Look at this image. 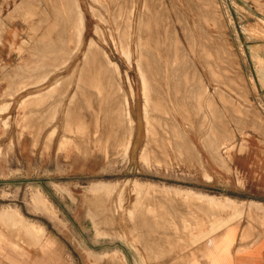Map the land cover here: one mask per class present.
<instances>
[{
	"label": "rangeland",
	"instance_id": "374dc122",
	"mask_svg": "<svg viewBox=\"0 0 264 264\" xmlns=\"http://www.w3.org/2000/svg\"><path fill=\"white\" fill-rule=\"evenodd\" d=\"M120 1L0 0V264H203L223 240L220 234L226 224L264 225V209L247 210L250 203L264 205V95L256 86L251 60L256 45L264 44V0ZM50 6L61 9L56 11L57 16L46 13ZM146 10L151 13L144 15ZM61 13L73 14L72 23L64 21V27ZM48 27L58 29L53 30L55 33L65 29L60 36L67 39L66 49L59 45L51 50L49 40L54 33L51 35ZM89 42L97 46L95 50L89 48L90 54L107 58L113 67L111 71L109 63L100 66L94 62L85 79L80 77V66ZM42 45L54 53L46 51V55ZM65 51L71 57H65ZM103 66L111 71L113 80L101 77ZM171 66L179 68L177 73L182 77L170 79V72H175L170 71ZM146 74H159L160 78L149 84L154 94H161V104L170 108L171 123L165 129L160 119L165 115L163 105L156 111L149 109L153 129L147 128L142 94ZM44 75L46 84L41 81ZM35 76L39 77L36 81ZM30 79L33 84H29ZM75 85L82 86L78 93H74ZM177 85L182 87L171 93ZM49 89L54 91L51 95ZM108 94L117 97L120 106L127 100L130 103L119 121L126 122L130 114L135 122L125 159L114 137L118 110L106 101ZM170 94L175 102L185 94L181 104L187 100L195 107L191 128L182 123V117L190 114L185 106L182 112L171 110L173 104L167 100ZM55 102H60L59 108H53ZM70 103L73 109L68 107ZM178 120L186 130V143L195 150L184 153L178 148L177 142L184 141L175 136L180 130ZM122 133H128L126 127ZM148 133L155 137L149 140L158 150L155 148L150 160L143 162L140 150ZM135 182L154 186L137 187ZM101 183L107 187L94 190V185ZM37 191L48 200L46 210L33 204L32 196ZM207 195L226 203L231 200L240 209L230 211L219 206L209 210L208 205L194 199ZM137 199L140 203L136 205ZM7 211L41 226L40 241L34 242L19 225L13 228L4 219ZM197 217L204 224L196 221ZM216 219V224L223 227L215 234L216 243L207 246L206 240L197 242L190 237L208 229ZM149 221L156 223L157 229Z\"/></svg>",
	"mask_w": 264,
	"mask_h": 264
},
{
	"label": "bare ground",
	"instance_id": "6f19581e",
	"mask_svg": "<svg viewBox=\"0 0 264 264\" xmlns=\"http://www.w3.org/2000/svg\"><path fill=\"white\" fill-rule=\"evenodd\" d=\"M26 1V0H25ZM27 1H29V0H27ZM109 1V0H108ZM111 1V0H110ZM117 1V0H116ZM122 1V0H121ZM120 1V2H121ZM128 1V0H127ZM134 1V0H133ZM204 1V0H203ZM259 1V0H258ZM34 2V1H33ZM113 2H114V0H113ZM130 2V1H129ZM132 2V1H131ZM135 2V1H134ZM146 2V1H145ZM189 2V1H188ZM61 3V2H60ZM70 3V2H69ZM117 3V2H116ZM122 3V2H121ZM124 3V2H123ZM133 3V2H132ZM187 3V2H186ZM209 3V2H208ZM212 3V2H211ZM210 3V4H211ZM21 4V3H20ZM53 4V3H52ZM127 4V3H126ZM181 4V3H180ZM200 4V3H199ZM17 5V4H16ZM78 5V4H77ZM114 5V4H113ZM153 5V4H152ZM201 5V4H200ZM209 5V4H208ZM121 6V5H120ZM123 6V5H122ZM143 6V5H142ZM147 6V5H146ZM145 6V7H146ZM151 6V5H150ZM193 7H194V5H192ZM69 7V6H68ZM67 7V8H68ZM124 7V6H123ZM130 7V6H129ZM136 7V6H135ZM148 7L149 6H147L146 8L148 9ZM199 7V6H198ZM55 8L56 7H52V6H50V7H48V11H46V13H54L55 15L56 14H58L57 12H59V10H61V9H59V10H57L59 7H57L56 8V10H55ZM126 8H128V7H126ZM132 8V7H131ZM134 8V7H133ZM206 8V7H205ZM15 9H17V8H15ZM70 9V8H69ZM123 9H125V8H123ZM156 9V8H155ZM170 9H173V8H170ZM184 9V8H183ZM111 10H112V8H111ZM134 10V9H133ZM143 10V9H142ZM203 10V9H202ZM57 11V12H56ZM68 11V10H67ZM129 11H131V9L129 10ZM140 11V10H139ZM144 11H145V9H144ZM147 11V10H146ZM43 12V11H42ZM41 12V13H42ZM61 12V11H60ZM113 12V11H112ZM123 12H124V10H123ZM132 12V11H131ZM150 12V11H149ZM148 11L147 12H143L144 13V15H145V13H149ZM175 12H177L176 10H175ZM188 12V11H187ZM207 12V11H206ZM40 13V14H41ZM151 13V12H150ZM156 13V12H155ZM203 13V12H202ZM180 14V13H179ZM61 15H62V13H61ZM61 15H59V18H58V20L60 19L61 20ZM63 15H64V13H63ZM62 15V16H63ZM69 15V14H68ZM66 16V15H64V18L62 19V21H58L59 23H60V25H61V22L63 23V25H64V21H66V23L68 24V22H71L72 23V19H73V17H75L73 14H71L70 13V16ZM148 15V14H147ZM156 15V14H155ZM154 15V16H155ZM181 15V14H180ZM204 15V14H203ZM57 16V15H56ZM197 16V15H196ZM54 17V16H53ZM144 17V16H143ZM147 17V16H146ZM145 17V18H146ZM152 17V16H151ZM190 17V16H189ZM57 17H55L54 19H56ZM142 18V17H141ZM153 18V17H152ZM151 18V19H152ZM179 18V17H178ZM199 18V17H198ZM204 18V17H203ZM146 19H148V18H146ZM141 20V19H140ZM149 20V19H148ZM205 20V19H204ZM53 21V20H52ZM52 21H50V22H52ZM145 21V20H144ZM183 21V20H182ZM40 22H43V21H41L40 20ZM55 22V21H54ZM53 22V23H54ZM168 22V21H167ZM179 22V21H178ZM186 22V21H185ZM200 22V21H199ZM65 23V25H64V27L67 25ZM142 23H143V21H142ZM154 23V22H153ZM158 23V22H157ZM169 23V22H168ZM201 23V22H200ZM144 24V23H143ZM145 24H148L147 22L145 23ZM159 24V23H158ZM157 24V25H158ZM177 24V23H176ZM181 24V23H180ZM186 24H187V22H186ZM194 24H196V23H194ZM198 24V23H197ZM57 25H59V24H56V26ZM72 25V24H71ZM70 25V26H71ZM172 25V24H171ZM184 25V24H183ZM183 25H181V26H183ZM49 26H51L50 25V23H49ZM75 27H76V25H74ZM136 26V25H135ZM156 26V25H155ZM160 26V25H159ZM167 26V25H166ZM197 26V25H196ZM52 27H53V25H52ZM55 27V26H54ZM60 27V26H59ZM63 27V28H64ZM143 27V26H142ZM147 27H148V25H147ZM161 27V26H160ZM174 27V26H173ZM188 27H189V25H188ZM49 28V27H48ZM62 28V27H61ZM140 28V27H139ZM138 28V29H139ZM145 28V27H144ZM169 28V27H168ZM182 28H184V27H182ZM203 28V27H202ZM51 28H49V30H50ZM56 28H54L53 30L54 31H57V30H55ZM187 29H189V28H187ZM48 30V29H47ZM48 30V32H50L51 31V35H53V33H54V35H53V37L52 36H50V37H52V39L51 40H49V41H51L52 43H51V46H52V48H51V50H53L54 51V48L55 47H58L59 45L60 46H63L62 48H64L65 47V49H66V45H67V39L65 38V36H64V38H62V36H60V33L62 32V30H59V32L60 33H55L53 30H50L49 31ZM146 30V29H145ZM184 30H186V28L184 29ZM197 30H200V28L199 29H197ZM202 30V29H201ZM64 31H65V29H64ZM64 31L62 32V33H64ZM139 31H140V29H139ZM144 31V30H143ZM150 31V30H149ZM168 30H166V32H167ZM146 32V31H145ZM192 32V31H191ZM203 32H205V31H203ZM203 32H201V33H203ZM61 33V34H62ZM139 33V32H138ZM147 33V32H146ZM150 33V32H149ZM184 33V32H183ZM186 33H188L189 34V31L188 32H186ZM207 33H209V32H207ZM206 33V34H207ZM41 34V33H40ZM148 34V33H147ZM151 34V33H150ZM154 34V33H153ZM152 34V35H153ZM190 34H192V33H190ZM205 34V33H204ZM50 35V34H49ZM152 35H150L151 37H152ZM185 35V34H184ZM187 35V34H186ZM140 37H141V35H139ZM147 36V35H146ZM202 36V35H201ZM206 36V35H205ZM33 37V36H32ZM42 37V36H41ZM45 37V36H44ZM150 37V38H151ZM160 37V36H159ZM187 37V36H186ZM185 37V38H186ZM189 37H190V35H189ZM195 37V36H194ZM194 37H192V38H194ZM139 38V37H138ZM145 38V37H144ZM154 38H156V37H154ZM154 38H152V39H154ZM161 38V37H160ZM164 38V37H163ZM202 38V37H201ZM141 40H142V38H140ZM146 39V38H145ZM176 39V38H175ZM187 39V38H186ZM136 40V39H135ZM139 40V39H138ZM140 40V41H141ZM151 40V39H150ZM157 40V39H156ZM166 40V39H165ZM143 41V40H142ZM146 41V40H145ZM170 41V40H169ZM196 41V40H195ZM210 41V40H209ZM144 42V41H143ZM158 42V41H157ZM26 43V42H25ZM91 43V44H90ZM93 42H89V46L87 47V45H86V48H87V51L85 50V51H83L84 53V55H83V57H82V60H81V58H80V60L82 61L81 63H82V66H80V68H81V74L80 75H82V76H80L81 78H84L85 77V79H86V76H87V74H86V72L87 73H89L90 74V69H91V67L93 68L94 67V62H98V64L99 63H101V65L100 66H102L104 63H109V64H107V66H108V69H110L111 70V67H113L112 66V62L110 63V61L109 60H106L107 58L104 56V58H106L105 60L104 59H102L101 57H99V59H97L96 58V56H94V55H91L92 54V52H91V48L92 47H94V46H96V45H93L92 44ZM140 43V42H139ZM148 43V42H147ZM207 43V42H206ZM222 43V42H221ZM42 44H44V42L42 43ZM136 44V43H135ZM153 44H155V43H153ZM160 44V43H159ZM169 44V43H168ZM189 44V43H188ZM204 44H205V42H204ZM204 44L202 45V46H204ZM47 46L49 45V43H47L46 44ZM45 45V46H46ZM65 45V46H64ZM93 45V46H92ZM207 45V44H206ZM43 46V45H42ZM55 46V47H54ZM213 46H215V45H213ZM97 47V46H96ZM96 47H94V48H92V49H94L95 50V48ZM144 47V46H143ZM156 47V46H155ZM178 47V46H177ZM207 47V46H206ZM45 47L43 46V49H44ZM47 48V47H46ZM50 48V47H49ZM48 48V49H49ZM62 48H61V50H62ZM90 48V49H89ZM214 48V47H213ZM56 49V48H55ZM65 49H63V50H65ZM138 49V48H137ZM141 49H142V47H141ZM154 49H156V48H154ZM174 49V48H173ZM172 49V50H173ZM175 49H176V47H175ZM180 49V48H179ZM200 49H201V47H200ZM207 49V48H206ZM217 49H219V48H217ZM230 49V48H229ZM45 50V52L44 53H46V55H47V52H48V54H51V53H49V52H52V51H47L46 49H44ZM68 50V49H67ZM66 50V51H67ZM97 50V49H96ZM99 50V49H98ZM149 50H151V49H149ZM163 50H164V48H163ZM225 50V49H224ZM36 51H39V50H35V52ZM40 51H42V50H40ZM47 51V52H46ZM66 51H65V53H66ZM69 51V50H68ZM93 51V50H92ZM100 51V50H99ZM141 51V50H140ZM153 51V50H152ZM162 51V50H161ZM202 51H203V49H202ZM201 51V52H202ZM71 52V51H70ZM90 52H91V54H90ZM148 52V51H147ZM151 51H149V53H150ZM169 52H170V50H169ZM37 53V52H36ZM52 53H54V52H52ZM87 53H89V54H87ZM103 53V52H102ZM101 53V56L103 55ZM180 53V52H179ZM228 53V52H227ZM94 54V53H93ZM97 54V53H96ZM143 54H144V52H143ZM203 54V53H202ZM205 54V53H204ZM66 55H67V53L65 54V57H66ZM69 55V54H68ZM67 55V56H68ZM154 55H156V54H154ZM160 55V54H159ZM226 55V54H225ZM70 56V55H69ZM142 56V55H141ZM147 56H149V55H147ZM146 56V57H147ZM219 56H221V55H219ZM33 57V56H32ZM71 57V56H70ZM150 57H154L153 55H151ZM149 57V58H150ZM101 58V59H100ZM139 58V57H138ZM160 58V57H159ZM166 58V57H165ZM205 58V57H204ZM203 58V60H205ZM43 59H45L44 57H43ZM67 59V58H66ZM110 59V58H109ZM170 59V58H169ZM221 59H223V57L221 58ZM105 62H104V61ZM152 61H153V59H151ZM154 60H155V58H154ZM171 60V59H170ZM216 60V59H215ZM224 60V59H223ZM222 60V61H223ZM232 60V59H231ZM230 60V61H231ZM33 61H34V58H33ZM137 61V60H136ZM158 61V60H157ZM201 61V60H200ZM139 62V61H138ZM80 63V64H81ZM140 63V62H139ZM149 63V62H148ZM153 63V62H152ZM151 63V64H152ZM203 63V62H202ZM208 63V62H207ZM210 63V62H209ZM226 63V62H225ZM136 64V63H135ZM145 64V63H144ZM150 64V63H149ZM154 64V63H153ZM152 64V65H153ZM50 65V64H49ZM90 65V66H89ZM106 65V64H105ZM111 65V66H110ZM142 65V64H141ZM156 65H157V63H156ZM156 65H154V67H155V69L157 70V68H158V66L156 67ZM230 65V64H229ZM21 66V65H20ZM34 66V65H33ZM38 66V65H37ZM62 66V65H61ZM70 66V65H69ZM77 66H79V64L77 65ZM109 66H110V68H109ZM144 66V65H143ZM146 66V65H145ZM151 66V65H150ZM177 66V65H176ZM17 67V66H16ZM51 67V66H50ZM59 68V66H55V69L56 68ZM89 67H90V69H89ZM97 68H98V65L96 66ZM151 67H153V66H151ZM171 67H173V68H170V71H174L175 70V72H170L171 74L169 75V77H170V79H172V80H176V79H179L178 77L180 76V77H182V75H180L181 73H177V70L179 69V68H175L174 66H171ZM178 67V66H177ZM15 68V67H14ZM36 68V67H35ZM34 68V69H35ZM44 68V67H43ZM42 68V69H43ZM46 69L47 68H49L48 66H46L45 67ZM53 68H54V66H53ZM62 68V67H61ZM71 68V67H70ZM69 68V69H70ZM103 72L101 73V77L103 78V79H105V78H107V79H109L110 78V80L112 79L111 77H112V74L110 75V73H111V71L110 70H108V69H106V67H104L103 66ZM149 68V67H148ZM214 68V67H213ZM216 68V67H215ZM17 69V68H16ZM26 69V68H25ZM40 69V68H39ZM39 69H38V71L37 72H41V71H39ZM73 69V68H72ZM77 69V68H76ZM101 69H102V67H101ZM227 69V68H226ZM24 70V69H23ZM37 70V69H36ZM35 70V71H36ZM41 70V69H40ZM47 70H49V69H47ZM51 70H53V69H51ZM57 70V69H56ZM98 70V69H97ZM141 70V69H140ZM7 71H10V70H7ZM12 71V70H11ZM10 71V72H11ZM15 71V70H14ZM30 71V69L28 70V72ZM32 71V70H31ZM30 71V72H31ZM54 71V70H53ZM52 71V72H53ZM72 71V70H71ZM73 71H74V69H73ZM92 71V70H91ZM95 71H96V68H95V70H94V73H95ZM142 71V70H141ZM144 71V70H143ZM143 71L142 72H140L141 73V77L142 78H144L143 76H144V73H143ZM158 71V70H157ZM36 72V73H37ZM44 72H46L45 71V69H44ZM99 72V71H98ZM19 73V72H18ZM42 73H43V70H42ZM93 73V72H92ZM97 73V72H96ZM7 74V73H6ZM31 74V73H30ZM34 75H35V73H33ZM39 74H41V73H39ZM39 74H36V75H39ZM56 74V73H55ZM55 74L53 75V76H55ZM58 74V73H57ZM60 74V73H59ZM51 75H52V73H51ZM51 75H49V77L51 76ZM94 75V74H93ZM96 75V74H95ZM97 75H99V74H97ZM3 76L5 77V73L3 74ZM12 76H14V75H12ZM30 76H32V75H30ZM40 76V75H39ZM43 76V75H42ZM57 76V75H56ZM100 76V75H99ZM2 77V76H1ZM48 77V78H49ZM58 77H59V75H58ZM88 77V76H87ZM157 77L158 78H160L159 77V74H154V75H152V76H150L149 74H146V76H145V80H146V83H145V87H144V93H142V94H144V102H145V107H143L144 108V115H145V119L147 118L148 120H147V123H146V125H147V128L149 127V126H151V124L153 123L152 121H149V115H147V114H149L148 112H150L151 110L153 111V110H159L160 108L159 107H161V105H163V109H162V111H164V112H162V114L163 113H165V115H164V117H160V119H161V121H163V129H165L167 126H169L170 125V119H169V116H172V115H170L171 113L169 112V110H170V108H168V107H170L169 106V103L171 102L173 105H172V108H171V110L173 109V108H175V109H177L178 111H180V112H182L181 111V107H183V106H185V108H184V110L185 111H187L188 113H190V114H187V116H185V118L183 119V117H182V120H183V124H186L185 126H186V128H191L192 127V124H191V122H192V119H193V112H195V107L194 106H191L190 105V103L186 100V103H184V105H182L181 104V101H185V98H186V95L185 94H183V95H181V99L179 100V101H176L175 102V99H174V97L170 94V96L171 97H169L167 100H168V102L166 101V99L165 98H163V97H165V96H163L162 98L163 99H165V101L167 102V104H168V106H167V108L169 109H166V107H164L165 105L164 104H161V102L163 101V100H161V94H154L153 93V89H152V86L149 84V83H151L150 81H153V79H157ZM13 78V77H12ZM16 78V77H15ZM25 78V77H24ZM27 78H28V75H27ZM29 78H31V77H29ZM35 78H36V76H35ZM34 78V79H35ZM42 78V80L41 81H44L43 83L44 84H46V80H44L45 78H47L46 77V75H44V77H41ZM80 78V79H81ZM141 78V79H142ZM223 78H224V76H223ZM37 79H39V77L37 76V78L35 79V81L37 80ZM91 79H93V78H91ZM213 79V78H212ZM3 80V79H2ZM82 80V79H81ZM81 80H79V78H78V81H81ZM113 80V79H112ZM144 80V81H145ZM19 81V80H18ZM17 81V82H18ZM27 81V80H26ZM31 81V79L29 80V82ZM34 81V82H35ZM38 81H40V80H38ZM41 81H40V83H41ZM56 81V80H55ZM84 81V80H83ZM88 81H89V79H88ZM115 81V80H114ZM144 81H142V83L144 82ZM216 81V80H215ZM16 82V83H17ZM93 82V81H92ZM213 82V81H212ZM225 82V81H224ZM14 83V82H13ZM24 83V82H23ZM26 83H28V82H26ZM39 83V82H38ZM52 83V82H51ZM58 83V82H57ZM87 83V82H86ZM85 83V84H86ZM113 82H111V84H112ZM217 83H219V82H217ZM216 83V84H217ZM19 84V83H18ZM29 84H33L32 82H30ZM44 84H42V85H38V87L39 86H43ZM14 85V84H13ZM219 85V84H218ZM228 85V84H227ZM37 86V85H36ZM36 86L34 87V88H36ZM52 86V85H51ZM75 86H77V90L74 92V93H78V91H79V89H81L82 88V86H78V85H75ZM85 86V85H84ZM179 85H177L176 87H178ZM181 86V85H180ZM254 86V85H253ZM22 87V86H21ZM29 87V86H28ZM182 87V86H181ZM180 87V88H181ZM13 88V87H12ZM33 88V87H32ZM179 87L178 88H174V89H172L171 90V93H172V91L173 90H175V89H180ZM239 88V87H238ZM14 89V88H13ZM20 89V88H19ZM23 89V88H22ZM21 89V90H22ZM29 89H30V87H29ZM52 89H54V88H52ZM52 89H49L48 91H47V93L49 94V95H51L50 93H52ZM55 89H56V87H55ZM76 89V88H75ZM44 90H46V89H44ZM182 90H183V88H182ZM235 90V89H234ZM63 91V90H62ZM67 91V90H66ZM223 91V90H222ZM239 91V90H238ZM16 92V91H15ZM41 92V91H40ZM54 92V91H53ZM68 92V91H67ZM112 92V91H111ZM11 93V92H10ZM18 93V92H17ZM19 93H20V90H19ZM39 93V92H38ZM38 93H36V95L38 94ZM44 93V92H43ZM57 93V92H56ZM59 93V92H58ZM73 93V95H78V94H74ZM182 93H183V91H182ZM219 93V92H218ZM235 93H238V92H236L235 91ZM62 94H63V92H62ZM69 94V93H68ZM71 94V93H70ZM105 94H107V93H105ZM104 94V95H105ZM109 94H110V91H109ZM109 94H108V96H109ZM223 94V93H222ZM226 94V93H225ZM166 95V94H165ZM27 96V95H26ZM38 96V95H37ZM41 96V95H40ZM53 96V95H52ZM112 96H115V95H112ZM143 96V95H142ZM167 96V95H166ZM39 97V96H38ZM194 98V96L192 95V93H190V98ZM33 98V97H32ZM35 99V98H34ZM37 99V98H36ZM57 99V98H56ZM103 99V98H102ZM106 99V97H104V100ZM119 99V98H118ZM239 99V98H238ZM2 100V99H1ZM39 101V100H38ZM56 101V100H55ZM60 101V100H59ZM102 101V100H101ZM106 101L109 103V104H114L116 107H117V110H118V120H116L115 122H113V127H116L115 128V133L114 132H112V135H113V133H114V137L118 140V143H119V145H120V150H121V152H122V156L121 157H123L124 159L125 158H127L128 157V155H129V151H130V145L132 144V138H133V133H134V130H135V122H134V120L131 118V116H130V114H128L127 112H125L126 114H128V117H127V121L126 122H124V121H119V119H120V115H122V113L126 110H128V109H130V103L128 102V100H127V103L125 104V105H123V106H120L119 105V102L117 101V97H107V99H106ZM161 101V102H160ZM239 101V100H238ZM19 102V101H18ZM43 102V101H42ZM34 103V102H33ZM37 103V102H36ZM226 103V102H225ZM51 104V103H50ZM50 104H48V105H50ZM73 104V103H72ZM71 103H70V105L68 106L70 109L72 108L73 109V107H75L74 105H72ZM182 105V106H181ZM40 106V105H39ZM47 106V105H46ZM52 106V105H51ZM59 106H60V102H58V103H56L55 102V104H53V108L55 107V108H59ZM90 106H92V105H90ZM120 106V107H119ZM151 107V108H148V107ZM1 107V106H0ZM17 107V106H16ZM42 107H43V104H42ZM77 107V106H76ZM93 107V106H92ZM95 107V106H94ZM9 107H7V110H9L8 109ZM40 108H41V106H40ZM44 108V107H43ZM91 108V107H90ZM96 108V107H95ZM241 108V107H240ZM16 109V108H15ZM39 109V108H38ZM45 109V108H44ZM79 109V108H78ZM149 109H150V111H149ZM197 109V108H196ZM6 110V109H5ZM51 111H53V109H50ZM55 110L57 111L58 109H54V112H55ZM64 110H65V108H64ZM16 111V110H15ZM35 111V110H34ZM39 111H41V110H39ZM50 111V112H51ZM72 111V110H71ZM80 111V110H79ZM151 111V112H152ZM177 111V113L178 114H180L179 112ZM244 111V110H243ZM47 112V111H46ZM172 112V111H171ZM43 113V112H42ZM70 113V112H69ZM72 113V112H71ZM245 113V112H244ZM36 114V113H35ZM54 114V116H55V113H53ZM26 116V115H25ZM25 116H23V117H25ZM34 116V115H33ZM53 116V115H52ZM53 116V117H54ZM175 116V115H174ZM41 117V116H40ZM39 117V118H40ZM47 117V116H46ZM52 117V118H53ZM51 118V117H50ZM55 118V117H54ZM25 119V118H24ZM1 120V119H0ZM50 120H52V119H50ZM59 120V119H58ZM216 120V119H215ZM240 120H241V118H240ZM53 121V120H52ZM236 121V120H235ZM10 122V121H9ZM13 123V122H12ZM50 123L52 124V122L50 121ZM178 123L180 124L179 125V129L180 130H178V132H177V134L175 135L176 137H177V135H178V138L177 139H181V140H184V141H179V143L177 142V145H178V148H183V151H184V153L187 151V152H190V150H195L194 149V146L192 145V144H188V143H186L187 141H186V139H185V129L184 128H182V126H181V123H180V121L178 120ZM213 123H215V121L213 122ZM57 123H55V127L57 128V125H56ZM10 125V124H9ZM8 125V126H9ZM42 125V124H41ZM53 125V124H52ZM52 125H50V127L52 126ZM214 125V124H213ZM255 125H257V123H255ZM7 126V127H8ZM32 126V125H31ZM30 126V127H31ZM43 126V125H42ZM53 126V128H55ZM62 126V125H61ZM240 126V125H239ZM29 127V126H28ZM35 127V126H34ZM44 127V126H43ZM123 127H126L127 128V131H128V133H122V131H123ZM24 128H25V125H24ZM64 128V127H63ZM151 128L153 129V127L151 126ZM27 129V128H26ZM41 129V128H40ZM50 129V128H49ZM60 129V128H59ZM28 130V129H27ZM45 130V129H44ZM14 131V130H13ZM48 131H51V130H48ZM47 131V132H48ZM57 131H58V129H57ZM42 132H44V131H42ZM165 132H167V131H165ZM218 132V131H217ZM55 133V132H54ZM58 133H59V131H58ZM58 133L56 134V135H58ZM37 134V133H36ZM62 134V133H61ZM86 134V133H85ZM89 134V133H88ZM151 133H148L147 134V141H146V143L142 146V148H141V150H140V159L141 160H143V162H148L149 160H150V157H151V153H153V151H154V149L155 148H157L156 146H155V144H153L152 143V141L151 140H149L150 138H153L154 136H153V134H151ZM213 134V133H212ZM224 134H225V132H224ZM223 135V134H222ZM16 136V135H15ZM211 136V135H210ZM69 137H71V136H69ZM113 137V136H112ZM167 137V136H166ZM166 137H164V138H166ZM21 138V137H20ZM38 138V137H37ZM53 138V137H52ZM128 138V139H127ZM155 138V137H154ZM9 139V138H8ZM42 139V138H41ZM41 139H40V142H41ZM58 139V138H57ZM65 139V138H64ZM127 139V140H126ZM157 139V138H156ZM209 139V138H208ZM16 140V139H15ZM43 140V139H42ZM48 140V139H47ZM51 140V139H50ZM52 140H54V139H52ZM66 140H68V139H66ZM110 140H114V138L113 139H110ZM117 140H116V142H117ZM173 140H174V138H173ZM203 140V139H202ZM46 141V140H45ZM80 141H81V139H80ZM201 141V140H200ZM204 141V140H203ZM54 142V141H53ZM204 143V142H203ZM202 143V144H203ZM12 144V143H11ZM113 144H114V142H113ZM117 144V143H116ZM126 144V145H125ZM205 144H207V143H205ZM49 145V144H48ZM118 145V144H117ZM224 145V144H223ZM204 146V145H203ZM46 147V146H45ZM53 147V146H52ZM16 148V147H15ZM62 148V147H61ZM176 148H177V146H176ZM207 148V147H206ZM224 148V147H223ZM112 149V148H111ZM185 149V150H184ZM157 150H158V148H157ZM179 150V149H178ZM208 150H210V149H208ZM213 150V149H212ZM216 150V149H215ZM219 150V149H218ZM227 150V149H226ZM86 151V150H85ZM117 151V150H116ZM115 151V152H116ZM180 151H181V149H180ZM228 151V150H227ZM211 153V152H210ZM156 154V153H155ZM154 154V155H155ZM214 154H216V153H214ZM153 155V154H152ZM153 155V156H154ZM211 155V154H210ZM217 155H218V153H217ZM196 157V156H195ZM216 157V156H215ZM221 157V156H220ZM153 158H155V157H153ZM153 158H152V160H153ZM199 160V159H198ZM200 161V160H199ZM219 162V161H218ZM221 165H222V163H220ZM200 165H202V163L200 164ZM223 166L225 167V165L223 164ZM219 167V166H218ZM221 168V167H220ZM136 184H135V186H137V187H139V186H143V185H146V186H152L153 184H151V183H149V184H145V183H140V182H135ZM154 186V185H153ZM104 187H107V185L106 184H104V183H101V184H96V185H94V190H100V189H105ZM98 188V189H97ZM147 190H148V188H146ZM146 189H145V191H146ZM98 190V191H99ZM107 191V190H106ZM186 191V190H185ZM96 192V191H95ZM92 193H93V191H92ZM37 195H39V194H37ZM36 195V196H37ZM93 196H94V193L92 194ZM35 196V197H36ZM40 196V195H39ZM91 196V195H90ZM34 197V198H35ZM122 197V196H121ZM40 198V197H39ZM38 198V200H40ZM138 198V197H137ZM149 198V197H148ZM153 198V197H152ZM36 200H37V198H35ZM168 199V198H167ZM193 199V198H192ZM194 199H196V200H198L199 201V203L201 202V204L203 203V205H208L209 206V210L211 209V207H219V206H223L222 208H231L230 209V211L231 210H234V211H239L238 209H240V206H238V205H236L235 203H230V202H232L231 200H227L228 202L226 203V202H223V201H218L217 200V198H212L211 196H201V197H196V198H194ZM36 200H35V202H36ZM140 200V199H139ZM146 200V199H145ZM151 200V199H150ZM195 200V201H196ZM147 201H148V199H147ZM153 201V200H152ZM170 201V200H169ZM184 201V200H183ZM198 201H196L197 203H198ZM150 202V201H149ZM36 203H40V202H36ZM89 203V202H88ZM138 203H140L139 201H138V199H137V201H136V205L138 204ZM35 204V203H34ZM142 204V203H141ZM144 204V203H143ZM142 204V205H143ZM145 204H148V203H145ZM150 204H152V202H150ZM142 205H140V206H142ZM205 205V206H206ZM241 205H243V203L241 204ZM38 206H40L39 204H38ZM145 206H147V205H145ZM182 206V205H181ZM204 206V207H205ZM208 206H206V207H208ZM247 210H256V209H264V205H261V204H258V203H250V204H247ZM36 207V206H35ZM42 207V206H41ZM40 207V208H41ZM46 207V206H45ZM138 207V206H137ZM147 207H149V206H147ZM214 209V210H216V212H217V209ZM246 208V207H245ZM252 208H255V209H252ZM249 211V212H250ZM215 212V213H216ZM50 213V212H49ZM207 213H209V211L207 212ZM218 214H219V212H217ZM92 214V213H91ZM217 214V215H218ZM48 215V214H47ZM93 215V214H92ZM206 215V214H205ZM209 215V214H208ZM216 215V214H215ZM216 215V216H217ZM215 216V217H216ZM263 216H264V214H263ZM207 217H209V216H207ZM239 217H240V215H239ZM92 218H93V216H92ZM134 218V217H133ZM198 218V220L196 219V221H199L201 218L200 217H197ZM234 217H232V219H233ZM148 219H149V217L147 218V221H148ZM208 219V218H207ZM207 219H206V221H207ZM210 219V218H209ZM208 219V220H209ZM211 219H213V218H211ZM210 219V220H211ZM237 219V218H236ZM125 220V219H124ZM150 220V219H149ZM152 220L153 219H151V222H152ZM146 221V222H147ZM185 221V220H184ZM183 221V222H184ZM212 221V220H211ZM146 222H144V223H146ZM154 222V221H153ZM157 222V221H156ZM186 222V221H185ZM200 222H202L201 220H200ZM216 222H219V219H216V220H214L211 224H210V226L208 227V229H200V230H198L197 232H195V233H193V234H191V238L192 237H194V241H195V238H196V240H197V242H199V241H201V240H203V242H205V240H206V244H207V246H208V244H210V242H215L216 241V239H217V237H216V233H218L220 230H222V228L220 227V226H218L217 224H216ZM149 223H150V221H149ZM203 223V222H202ZM207 223V222H206ZM151 224H153V227H154V225H155V227L153 228L152 226H151ZM196 224H198V222L196 223ZM195 224V225H196ZM201 223H199V225H200ZM204 224V223H203ZM144 225H146L147 226V224H143V226ZM228 225V226H227ZM229 225H231V224H226V227L225 228H227V229H229ZM24 226V225H23ZM142 226V227H143ZM150 226L153 228V229H157V226H156V223L154 224V223H150ZM196 226H198V225H196ZM200 226H202V224L200 225ZM34 227V226H33ZM145 227V226H144ZM40 228V227H39ZM147 228H148V226H147ZM151 228V229H152ZM198 228V227H197ZM196 228V229H197ZM146 229V228H145ZM30 230H32V226H31V228H30ZM195 230V229H194ZM34 231H36L35 229H34ZM41 231V230H40ZM124 231V230H123ZM145 231V230H144ZM40 233V232H39ZM149 233V232H148ZM155 235H158V234H156V233H154ZM149 234H147V236H148ZM151 235V234H150ZM149 235V236H150ZM135 236V235H134ZM152 237V236H151ZM138 238V237H137ZM154 237H152V239H153ZM157 237H155V239H156ZM135 240V239H134ZM154 240V239H153ZM152 241V240H151ZM137 242V241H136ZM141 242V241H140ZM216 243V242H215ZM205 244V245H206ZM201 246H202V244H201ZM203 247V246H202ZM204 248H205V246H204ZM207 248H209L208 249V251L210 250V252H212L213 251V247H207ZM209 253V252H208Z\"/></svg>",
	"mask_w": 264,
	"mask_h": 264
},
{
	"label": "crops",
	"instance_id": "0c3cea01",
	"mask_svg": "<svg viewBox=\"0 0 264 264\" xmlns=\"http://www.w3.org/2000/svg\"><path fill=\"white\" fill-rule=\"evenodd\" d=\"M251 60L254 64V79L256 86L264 95V44L261 43V45H256L254 57H252ZM34 197L37 198V200ZM38 198L40 200H38ZM32 200L36 208L42 206L40 209H47L48 200L40 191L33 194ZM35 200L40 203H36ZM38 204L40 206H38ZM4 219L7 220L13 228L18 225L21 226L25 234L33 238L32 240H34V242L40 241L43 234L41 226L23 220L17 212L7 211L4 215ZM18 222H22V225ZM31 226L32 230H30ZM34 229L36 231H34ZM220 235L221 237L223 236V240H221V243H219L217 248L212 252V256H207V260L203 262V264H264V225L254 226L241 224L238 227L231 224L229 229L224 228Z\"/></svg>",
	"mask_w": 264,
	"mask_h": 264
}]
</instances>
